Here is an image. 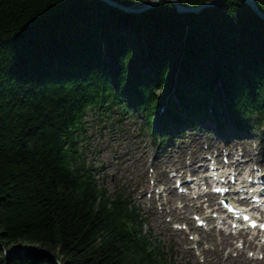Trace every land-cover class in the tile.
<instances>
[{"label": "trees", "instance_id": "1", "mask_svg": "<svg viewBox=\"0 0 264 264\" xmlns=\"http://www.w3.org/2000/svg\"><path fill=\"white\" fill-rule=\"evenodd\" d=\"M256 2L264 11V0ZM142 16L168 27L121 33L117 23H128V15L95 0H0V264H166L146 252L135 219L76 179L87 118L108 125L121 101L103 69L102 38L112 43L120 92L140 39L153 43L155 69L149 77L136 72V82L142 75L151 85L142 89L167 84L177 66L193 84L210 87L221 75L226 86L241 63L262 54L264 27L242 0L185 18L162 2ZM63 59L69 65L60 69ZM158 99H145L149 116ZM10 245L31 250L10 252Z\"/></svg>", "mask_w": 264, "mask_h": 264}, {"label": "rangeland", "instance_id": "2", "mask_svg": "<svg viewBox=\"0 0 264 264\" xmlns=\"http://www.w3.org/2000/svg\"><path fill=\"white\" fill-rule=\"evenodd\" d=\"M57 61L58 62L60 61L62 63V60H57ZM48 70L52 72L53 69L52 70L48 69ZM52 75H54V73ZM92 137H94V142L99 145L98 149L100 150L99 154L96 155V161L100 163H104V164H110V162L113 161L112 154L109 152V150L106 149L107 146L109 148H112L113 150L112 152L114 153V150L117 152H121V148H125V146L129 145V144L122 145L116 141L110 142L107 135L97 137V134H96L95 136H92ZM135 139L137 138H134L131 140L130 145H133L134 150L136 149L135 151L138 152V153H135L134 155L135 162H137L138 165H141L145 162L147 154L142 155L139 152L142 149L141 148L137 149L138 148L137 146L138 145L145 146L148 144L147 142L149 141H148V138H146L145 140L146 144H145V141L141 143V141L139 142V140L137 139L138 143L134 144ZM255 141L256 142L252 144L249 140H246V142L242 143V145L245 146V148L252 150L254 149V145L258 143L257 139ZM194 142L195 144H197L198 139L195 140ZM108 144H110L111 147ZM183 145L184 144L180 143V146L177 148V152L182 151V150H187V151L190 150L189 149L190 144L187 143L186 146H183ZM94 149L95 147L91 149L90 151L91 155H93L92 150ZM187 151L180 152L178 154L181 155ZM177 158L181 160V156L180 157L177 156L176 159ZM171 162H174L173 158H171ZM130 164H131L130 161H126L124 163V168H127ZM181 164H182V160H181ZM133 171H135L134 168H133ZM132 175H133V179H130V178L129 179L132 180L131 182L133 185V189L136 190L137 186H140L141 184V180L139 176H143L142 180L145 181L144 170L141 173L139 172V174H137L136 171L132 172ZM170 183H171V180L168 179L167 184L165 185L159 198L155 197V202L159 204L161 203V207L163 208L162 209L163 211H154L153 209H150L152 214L149 213L150 220H151L149 224H150L152 234L155 237L159 238L158 240L164 245V247L167 246L170 254H172L173 256L171 258L172 264H238L236 263L237 259L231 257L227 253L222 252L226 250V248L222 249V246L220 247L215 246L213 243L214 241L213 242L211 241L209 244H207L206 248L202 246V247H199L197 251H194L192 249V247L194 248L196 246V243L194 242V240H191L190 237L184 234L183 232L176 231L171 228V223L168 220L170 218H178V216H176L175 214L184 211V209L181 207L183 202H177V207L176 205H174L177 198H183L189 204H190V201L187 200L186 196H178L177 194H175L172 188L169 186ZM150 190L151 189L148 188V191ZM135 194L137 195V192H135ZM139 195H140V198L138 199L144 204V207L147 210L149 206V202H151V200L148 199V196L143 194V192H140ZM217 243L223 244L221 240H216V244ZM21 248L26 249L25 247H21L18 245L15 247H12L10 245L11 251L13 249L14 251H18V250H21ZM197 252L199 254H196ZM243 259H244L243 256L240 257V260H243ZM250 264H264V263L250 261Z\"/></svg>", "mask_w": 264, "mask_h": 264}, {"label": "water", "instance_id": "3", "mask_svg": "<svg viewBox=\"0 0 264 264\" xmlns=\"http://www.w3.org/2000/svg\"><path fill=\"white\" fill-rule=\"evenodd\" d=\"M102 1L106 2L108 5H110L112 7L120 9L122 11L138 13V12H143L145 10H149L151 8L157 7L164 0H150L149 2H146V3L139 5V6H126V5H123L122 3H120L116 0H102ZM167 1L169 3H171L173 6H175L176 10L179 12H198L202 8L215 6L224 0L205 1V2H203L199 5H195V6L182 5L179 2V0H167ZM244 2L247 3L255 13H257L259 16L264 18V11L261 10V8L257 4L256 0H244Z\"/></svg>", "mask_w": 264, "mask_h": 264}]
</instances>
